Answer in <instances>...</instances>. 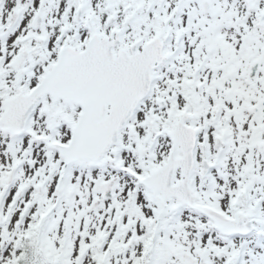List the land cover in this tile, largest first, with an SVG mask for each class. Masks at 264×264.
Returning <instances> with one entry per match:
<instances>
[{
  "label": "snow or ice",
  "instance_id": "1",
  "mask_svg": "<svg viewBox=\"0 0 264 264\" xmlns=\"http://www.w3.org/2000/svg\"><path fill=\"white\" fill-rule=\"evenodd\" d=\"M0 264H264V0H0Z\"/></svg>",
  "mask_w": 264,
  "mask_h": 264
}]
</instances>
